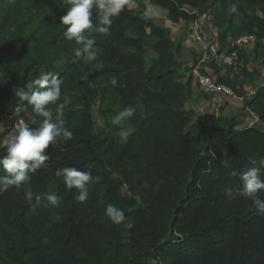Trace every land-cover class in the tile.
<instances>
[{
  "label": "trees",
  "instance_id": "trees-1",
  "mask_svg": "<svg viewBox=\"0 0 264 264\" xmlns=\"http://www.w3.org/2000/svg\"><path fill=\"white\" fill-rule=\"evenodd\" d=\"M128 1L137 7L126 5L112 17L109 35L84 33L97 50V60L85 64L74 56L78 45L63 37L66 7L57 0H0V157L15 124L35 116L13 89L41 73L62 80L61 99L48 107L55 116L69 98L63 126L72 133L50 143L49 159L29 173L31 202L28 185L0 190V264H264V215L236 194L242 171L259 168L264 179V82L247 90L264 78L257 66L264 65V0H239V14L229 11L236 0H149L175 23L214 16L219 53L237 51V58L225 73L215 59L208 64L258 117L245 127L235 114L193 120L187 109L196 94L193 67L180 59L186 36L174 38L145 0ZM245 34L255 36L251 52L235 44ZM129 107L134 115L113 126V117ZM128 128L134 131L122 142L119 132ZM67 166L100 177L88 184L85 202L55 176ZM51 194L58 207L49 203ZM257 195L264 200V190ZM108 204L123 209V222L107 217Z\"/></svg>",
  "mask_w": 264,
  "mask_h": 264
},
{
  "label": "clouds",
  "instance_id": "clouds-1",
  "mask_svg": "<svg viewBox=\"0 0 264 264\" xmlns=\"http://www.w3.org/2000/svg\"><path fill=\"white\" fill-rule=\"evenodd\" d=\"M66 7V12L60 17L62 25H66L63 37L69 42H75L78 47L73 49L74 56L85 64H92L97 60V50L94 47L96 41L87 38L85 32L97 33L101 36L110 34L112 17L118 16L128 3V0H57ZM231 13L239 14V0L231 4ZM95 21V23H94ZM96 69L104 67L103 62L94 65ZM87 79V77H83ZM62 80L58 74L44 72L35 79L28 80L23 86L14 87V95L21 103L26 102V107L31 106L34 118L29 123H21L15 134L5 142L6 154L0 157V168L5 175L0 176V190H6L13 186L20 190L23 186L25 198L31 202L33 192L30 187L29 173L40 169L49 159L44 150L49 144H54L58 138L71 139L72 133L64 125L63 109L69 103V98L64 97V102L56 108L55 116L48 107L56 104L61 99ZM112 86L117 85L115 77L110 79ZM138 107L142 104H138ZM135 113L134 108H125L112 119L113 126H119L130 119ZM39 118V119H37ZM36 125V127H31ZM134 130L132 128L121 129L119 137L122 142H127ZM55 176L62 178L65 189L72 192L77 190L75 199L77 202H85L88 199V184L99 181L100 177L93 178L90 171H78L75 167H61L56 169ZM243 187L238 195L252 200L257 212L264 215V200L257 195L264 190V179L261 178L259 168L250 167L240 173ZM231 190L226 192L229 199L235 195ZM39 200V197H36ZM48 201L53 207L59 206V197L55 194L48 196ZM105 214L114 224H120L125 220L123 209L113 204L106 206Z\"/></svg>",
  "mask_w": 264,
  "mask_h": 264
},
{
  "label": "rangeland",
  "instance_id": "rangeland-1",
  "mask_svg": "<svg viewBox=\"0 0 264 264\" xmlns=\"http://www.w3.org/2000/svg\"><path fill=\"white\" fill-rule=\"evenodd\" d=\"M145 3L148 7V12L155 17L158 23L167 26L171 29L172 35L174 38H179L182 35L185 37V44L187 50L180 55V59L182 60L184 64V68L189 67V63L192 62L191 59H195L194 62H192V66L195 68V65H197L196 59L197 55H199L201 52H205L208 50V46L205 44L199 42L196 39V36L194 35V27L196 24L194 22L190 24H186L185 22H181L179 24H176L172 22L167 15V12L164 10L159 9L156 5L151 4L149 0H145ZM128 7L131 9H135L137 7V4L128 1L127 3ZM198 24V30H202L207 34V36L210 37L211 42L213 44H218V48L220 49V43L218 40V33L219 28L217 24L215 23L214 16L210 13L203 14L200 16V18L197 20ZM194 26V27H193ZM197 29V28H196ZM246 35V34H245ZM254 43H250L245 47V50L247 52H251L253 49ZM227 50H224L223 52H226ZM189 57V58H187ZM204 63L200 65V69L204 68ZM251 68L254 67V64L249 65ZM259 68H261L264 71V65H257ZM191 67V66H190ZM224 68V69H223ZM221 70V73L226 72V68L223 67ZM235 67L234 69L236 70ZM239 70V69H238ZM210 75L217 78L216 72L214 70L208 71ZM194 76L196 75V72L193 70ZM188 75L186 74V77ZM186 77L184 79H186ZM264 82V78L260 79L255 83V86H247V90L249 94H251L255 87L260 86ZM195 94V98L192 99L190 103L187 104V109H193V120L197 121L199 119H202L205 122H211L214 116L219 115H229V114H235L239 120L243 122L242 126H248V125H254L257 124L258 117L254 114L248 111V109L245 107V100L241 99V96L236 94L237 97H226L223 95L213 94L210 92H207L204 90L198 81H196L195 87H193ZM98 106L99 104H96L94 107V116L98 123V125H104L105 121L104 118L99 114L98 112ZM21 123H25L23 120H20L17 122L14 126V128L11 130L9 135H7L4 139V143L6 140L13 134H15L16 130L19 128ZM4 130V124L2 119L0 118V132Z\"/></svg>",
  "mask_w": 264,
  "mask_h": 264
},
{
  "label": "built area",
  "instance_id": "built-area-1",
  "mask_svg": "<svg viewBox=\"0 0 264 264\" xmlns=\"http://www.w3.org/2000/svg\"><path fill=\"white\" fill-rule=\"evenodd\" d=\"M196 26L194 29V35L196 36V39L208 46V50L205 51L207 54L208 60L215 59L220 66L227 67V66H232L236 62L237 58V51L228 53L224 52L222 54L219 53V48L218 44H213L211 42V39L205 32L202 30H198V24L197 21L195 22ZM197 28V29H196ZM255 41V36L251 34H246L240 36L236 41L235 44L238 45L239 47H244L252 42ZM198 83L200 86L206 90L207 92L213 93V94H218V95H223L226 97H237L235 91L218 81V79L210 74H199L198 75ZM241 99H244V96H241Z\"/></svg>",
  "mask_w": 264,
  "mask_h": 264
},
{
  "label": "crops",
  "instance_id": "crops-1",
  "mask_svg": "<svg viewBox=\"0 0 264 264\" xmlns=\"http://www.w3.org/2000/svg\"><path fill=\"white\" fill-rule=\"evenodd\" d=\"M152 4V3H151ZM158 7V6H157ZM159 8V7H158ZM159 9H161V8H159ZM161 10H163V9H161ZM165 11V10H164ZM166 12V11H165ZM175 23V22H174ZM181 23V22H180ZM195 23V22H194ZM176 24H179V23H176ZM196 24V23H195ZM194 27V26H193ZM195 28V27H194ZM186 45V44H185ZM201 55V58H200V60H199V62L197 63V65H195V68L192 66V62H194V58L193 59H191L192 60V62L191 63H189L188 65H189V67L191 66V67H193V70L196 72V75L194 76V87H195V85H196V81H198V75L200 74H203L202 72H201V70L203 69V70H205L206 71V74H210L208 71L209 70H213L210 66H209V64H208V62H209V60H208V58H207V54H206V52H201L199 55H197V58L199 57ZM187 58H189V57H187ZM197 60V59H196ZM202 63H204L203 65H204V68H202V69H200L199 70V68H200V65L202 64Z\"/></svg>",
  "mask_w": 264,
  "mask_h": 264
}]
</instances>
